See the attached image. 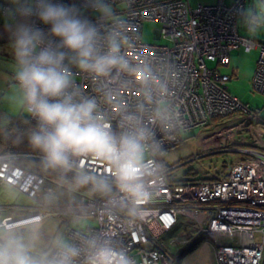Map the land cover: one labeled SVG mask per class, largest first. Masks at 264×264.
Masks as SVG:
<instances>
[{
  "label": "built area",
  "instance_id": "2783aa9c",
  "mask_svg": "<svg viewBox=\"0 0 264 264\" xmlns=\"http://www.w3.org/2000/svg\"><path fill=\"white\" fill-rule=\"evenodd\" d=\"M63 2L78 4L96 25L102 53L116 43L126 61L124 68L105 76L68 63L70 91L77 102L93 100L95 116L118 139L142 134L144 156L139 198L121 190L112 165L90 154H69L68 165L60 167L87 176L91 185L106 182L110 191L79 196L74 209L93 217L97 226L69 230L68 247L77 249L72 264H97L101 252L107 253L110 264H178L182 248L197 240L196 250L203 245L201 251L210 264H264V129H258L264 121L260 109H251L232 95L228 86L232 77L220 71L229 65L231 51L259 49L252 84L264 96V43L242 35L238 25L246 0H218L197 7L190 0H105L115 11L96 17L90 15L88 0ZM147 21L160 24L155 36L165 43L143 40ZM208 61L216 65L209 66ZM240 108L248 118L242 120L238 137L231 138L243 157L232 164L228 176L171 179L173 169L164 165L161 154L180 144L185 132ZM30 119L38 131V118L31 113ZM17 154H0V180L33 198L41 189L45 196L51 194L58 185L37 169L18 164L24 155ZM27 157L46 163L45 154ZM45 207L6 214L0 218V229L16 231L41 223L47 211L56 212ZM64 248L55 249L47 260H57Z\"/></svg>",
  "mask_w": 264,
  "mask_h": 264
},
{
  "label": "clouds",
  "instance_id": "9594fccd",
  "mask_svg": "<svg viewBox=\"0 0 264 264\" xmlns=\"http://www.w3.org/2000/svg\"><path fill=\"white\" fill-rule=\"evenodd\" d=\"M101 15L108 12L105 0H88ZM244 27L250 34L264 32V15L242 10ZM4 30L16 62V79L24 91L28 111L40 122L31 136L32 145L45 154L52 167H66L69 154H90L107 161L116 172L122 191L134 197L143 195L139 183L143 135L128 134L119 139L108 125L95 116L93 100L77 102L68 63L80 70L105 76L114 68H124L126 61L119 55V46L109 44V51L99 50L101 35L76 3L63 0H6L0 5ZM37 21L47 30L37 26ZM87 176L79 178L88 182ZM102 190L108 184L98 182ZM77 249L66 246L55 261L36 259L29 244L10 230L0 229V264H72ZM97 264H110L106 252H101Z\"/></svg>",
  "mask_w": 264,
  "mask_h": 264
},
{
  "label": "rangeland",
  "instance_id": "374dc122",
  "mask_svg": "<svg viewBox=\"0 0 264 264\" xmlns=\"http://www.w3.org/2000/svg\"><path fill=\"white\" fill-rule=\"evenodd\" d=\"M217 1L218 0H190L193 7L215 4ZM245 5L249 15L253 12L264 15V0H246ZM122 7H124V5ZM115 9V6L108 5L107 13L113 12ZM90 15L96 17L101 14L93 10ZM238 25L242 35L253 37L259 42L264 43V32L253 35L246 31L244 27V17L238 19ZM159 27L160 24L157 22H145L143 27V40L149 44L165 43L164 40L156 39L155 31ZM259 55V49H253L249 52L244 51V49L233 50L230 52L229 65L221 66L220 71L232 77V80L228 83L232 95L238 97L245 104H248L251 109H260L261 117L264 121V96L256 92L252 84ZM208 65L214 66L215 63L208 61ZM11 90L12 89L7 86L0 89V135L4 132V130L1 129L5 126V121L7 119L9 120L12 117L21 115L27 118L30 117V111H28L23 89L20 87L19 91ZM247 118V113L242 112L240 108L236 113L226 117L212 119L210 121L211 123L207 126L185 132L180 144L164 151L160 156L164 165L169 167V169H173L169 173V177L174 180L208 179L216 176L220 178L224 177L226 173L230 172L232 164L243 157L242 153L236 151L238 150L236 145L237 141L233 140L231 137L238 134L237 130L242 120ZM249 123L252 124L253 122L249 120ZM20 125L19 123H15L14 131L16 130L17 132L15 134L16 136L18 132H22L21 128L23 127H20ZM258 129H264L263 124H259ZM232 141H234L233 145H231ZM0 144H2L0 145L2 147L5 145L1 141ZM230 145V149L218 148L219 146ZM5 148L8 147L5 146ZM17 155L23 156L24 154L18 153ZM143 157L142 155V159ZM28 160L30 162H27V165H31L30 167L32 168H37V171L41 173L42 176H44V174L51 176L48 170L38 165L41 161L36 162L37 160L31 157H29ZM51 190V194L45 197L44 189H41L36 198L40 201L38 202L36 199L30 198L29 195L19 194L17 190L8 187L0 188V199L4 197L6 201L11 200L15 202L18 198L19 202H26L27 205L41 206V208L45 206L48 208H56V212H53V209L47 211L41 223L32 225L33 227H40L46 219H49L45 228L42 230L49 240L39 237L37 242L42 246H33V248L38 249V252H34L42 256L50 254L58 245H67L69 237L68 232L70 229L88 231L90 228L97 226V221L93 217L83 215L82 211L74 209L80 203L79 196H84L83 194H78L75 191L67 190L66 188L63 189L59 186H54ZM9 213H11V211ZM202 247L203 245L199 246L198 249L201 250ZM187 256H189V254Z\"/></svg>",
  "mask_w": 264,
  "mask_h": 264
},
{
  "label": "crops",
  "instance_id": "0c3cea01",
  "mask_svg": "<svg viewBox=\"0 0 264 264\" xmlns=\"http://www.w3.org/2000/svg\"><path fill=\"white\" fill-rule=\"evenodd\" d=\"M0 5H6V0H0ZM4 23H5L4 18L2 16H0V89L2 87L7 86L8 88H10L12 90L19 91L21 86H20L18 80L16 79L17 66H16V62H15V59H14V56L12 53V49L10 47L8 33L4 30ZM5 122H6L5 126H7L9 124V120L7 119ZM4 127H2L1 130H4ZM0 145H2V144H0ZM5 146L6 145H4L3 147L0 146L1 147L0 148V154L4 153L6 151ZM19 154H21V153H19ZM29 154L30 153L24 154V157L20 158L18 160V164L28 166L27 162H30V161L28 160L29 157H27V155H29ZM29 166H31V165H29ZM30 168H32V167H30ZM33 169H35V168H33ZM4 187H8L10 189L17 190L19 192V194L20 193L25 194V193L21 192L17 187H15L11 184H8V183H3L0 180V188H4ZM25 195H27V194H25ZM30 198H33V197H30ZM33 199H36V198H33ZM36 200L38 202H40L38 199H36ZM43 206H45V205H43ZM23 207L39 208L41 206L27 205L26 202H19L18 198L15 200V202H12L11 200L6 201V199L3 197L2 199H0V218L6 214H11V213L19 214V213H21L20 209ZM10 211H11V213H9ZM48 221H49V219H46L40 225V227L39 226H37V227L30 226L31 228L30 227L21 228V229H18L14 232L17 236L22 237L29 244L30 254L38 260H40V259L47 260L48 256H50V254H51L50 253V254L42 256V255H39L38 253H35V252H38V249L33 248L34 245L35 246H42L39 242H37V239L39 237L46 239V240H49V238L44 234V232H42V230L45 228V225L48 223ZM196 252H197V250L190 253L189 255H192ZM199 254H200V252H199ZM197 257H198V255H197ZM197 257H196V259H197ZM210 263H211V261L203 254V252H201V258L199 259V261L197 259L195 264H210ZM182 264H183V262H182Z\"/></svg>",
  "mask_w": 264,
  "mask_h": 264
},
{
  "label": "trees",
  "instance_id": "16d2710c",
  "mask_svg": "<svg viewBox=\"0 0 264 264\" xmlns=\"http://www.w3.org/2000/svg\"><path fill=\"white\" fill-rule=\"evenodd\" d=\"M15 123H19L21 124L20 127H23L21 128L22 132H18L17 136L15 135L17 133L16 130L14 131ZM36 131H37V128L35 124L31 121L30 117L27 118L22 115L17 116V117H12L9 119V124L4 127V132L0 135V141L4 143L6 147H8L6 148V151H10L14 153H21V154L30 153L33 155H44L42 151H39V149L35 148L31 143V136ZM17 137H21V138H17ZM38 165L48 170L51 176L43 173L44 176L47 179H49L50 182L55 183L61 188H66L67 190L75 191L76 193L83 194L84 196L92 195L96 197L99 195H105L110 192L109 189L102 190L98 185H91L89 182L80 183L79 182L80 177L71 171L64 170L60 167H52L44 162H40V164L38 163ZM227 176H228V173H226L224 177L222 178H225ZM208 179H213V178H208ZM214 179H221V178L219 176L218 177L216 176L214 177ZM197 180H207V179H197ZM69 242H70V238L68 237V244L66 246L69 245ZM198 244H199V241L197 240L194 243L182 248V250L179 253V257H178V261H177L178 264L182 263V260L185 256L194 252L196 248L198 247ZM66 246L58 245L52 250V252L57 248H61V247L63 248Z\"/></svg>",
  "mask_w": 264,
  "mask_h": 264
},
{
  "label": "bare ground",
  "instance_id": "6f19581e",
  "mask_svg": "<svg viewBox=\"0 0 264 264\" xmlns=\"http://www.w3.org/2000/svg\"><path fill=\"white\" fill-rule=\"evenodd\" d=\"M199 252L201 253L202 251L201 250H197L196 253L192 254V255H189L187 257H185L184 261H183V264H195L196 263V257L198 255V261L199 259L201 258V254H199ZM203 256V255H202ZM203 258V257H202Z\"/></svg>",
  "mask_w": 264,
  "mask_h": 264
},
{
  "label": "water",
  "instance_id": "95a60500",
  "mask_svg": "<svg viewBox=\"0 0 264 264\" xmlns=\"http://www.w3.org/2000/svg\"><path fill=\"white\" fill-rule=\"evenodd\" d=\"M158 38V37H157Z\"/></svg>",
  "mask_w": 264,
  "mask_h": 264
}]
</instances>
